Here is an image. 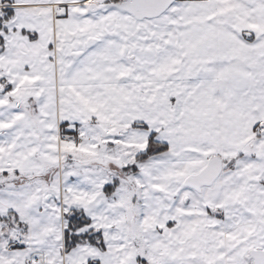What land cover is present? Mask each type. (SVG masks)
Masks as SVG:
<instances>
[{
    "label": "snow or ice",
    "instance_id": "obj_1",
    "mask_svg": "<svg viewBox=\"0 0 264 264\" xmlns=\"http://www.w3.org/2000/svg\"><path fill=\"white\" fill-rule=\"evenodd\" d=\"M0 264H264V0H0Z\"/></svg>",
    "mask_w": 264,
    "mask_h": 264
}]
</instances>
